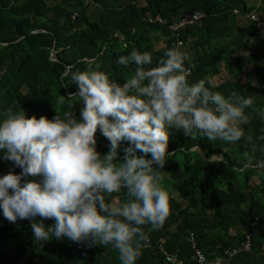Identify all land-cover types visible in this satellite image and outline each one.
<instances>
[{"label": "trees", "instance_id": "1", "mask_svg": "<svg viewBox=\"0 0 264 264\" xmlns=\"http://www.w3.org/2000/svg\"><path fill=\"white\" fill-rule=\"evenodd\" d=\"M253 12L264 0H0V264L191 262L192 237L208 264H264Z\"/></svg>", "mask_w": 264, "mask_h": 264}, {"label": "built area", "instance_id": "2", "mask_svg": "<svg viewBox=\"0 0 264 264\" xmlns=\"http://www.w3.org/2000/svg\"><path fill=\"white\" fill-rule=\"evenodd\" d=\"M206 16H207V13L203 10H192V11H189L188 13H186L181 19L175 20V21L169 23L168 28L175 32L181 28L193 26V25L200 23ZM247 18L249 20H251L252 22H255L258 29L263 28L264 20L256 12L248 14ZM162 21H164V20L162 19L161 22ZM164 22H166V21H164ZM260 38L263 39V41H264V33L260 34ZM182 44H183V41L179 40L178 46H181ZM187 74H190V71L188 69H187ZM179 85H180V81L175 80L170 85V88H171V90L174 91L178 88ZM172 100H175L174 96H172ZM191 240L193 242L192 243L193 247H195V250H194L195 255H194L193 259L191 260V262H185L184 260L176 258L172 254H170L169 252L164 250L163 253H164L167 261H169L172 264H207V256L205 255V253L203 251H201L199 248L196 247V243L194 242L193 237ZM148 243H149V239H146L143 246L147 247ZM245 249H251L250 240H248L247 243L245 244ZM237 253H238L237 250H234L231 248L226 249L224 252L226 258H233Z\"/></svg>", "mask_w": 264, "mask_h": 264}, {"label": "rangeland", "instance_id": "3", "mask_svg": "<svg viewBox=\"0 0 264 264\" xmlns=\"http://www.w3.org/2000/svg\"><path fill=\"white\" fill-rule=\"evenodd\" d=\"M260 40H261V38H260ZM225 79H227V74H226V72H223V73H221V74L215 76L212 80L215 81V82H222V81L225 80ZM165 93H166V92H165ZM165 93H164V91L160 92L161 97H163ZM175 96H176V101H177L178 103L184 101V98H185V97L182 96V95H180L179 90H176V91H175ZM154 108H155V107H153V105L149 106V110H150V109H154ZM164 116L166 117L167 115H164ZM171 120H172V121H175L176 118H175V117H174V118L171 117ZM235 120H236V118L233 116V117L228 118L225 122H226V123H231V124H233V123L235 122ZM216 158H221V157H216Z\"/></svg>", "mask_w": 264, "mask_h": 264}, {"label": "clouds", "instance_id": "4", "mask_svg": "<svg viewBox=\"0 0 264 264\" xmlns=\"http://www.w3.org/2000/svg\"><path fill=\"white\" fill-rule=\"evenodd\" d=\"M170 90H171V88H170ZM177 90V89H176ZM176 90H171V101H174V102H176V96H175V91ZM172 96H174L175 97V100H172ZM173 112H174V110H173ZM144 245V242L141 244V246L143 247V248H146L145 246H143ZM207 264H208V260H207Z\"/></svg>", "mask_w": 264, "mask_h": 264}, {"label": "crops", "instance_id": "5", "mask_svg": "<svg viewBox=\"0 0 264 264\" xmlns=\"http://www.w3.org/2000/svg\"><path fill=\"white\" fill-rule=\"evenodd\" d=\"M238 21H240L239 23L241 26L243 25L244 27H247V21L245 22V20L242 19L241 17L238 19Z\"/></svg>", "mask_w": 264, "mask_h": 264}, {"label": "water", "instance_id": "6", "mask_svg": "<svg viewBox=\"0 0 264 264\" xmlns=\"http://www.w3.org/2000/svg\"><path fill=\"white\" fill-rule=\"evenodd\" d=\"M84 95V97H86V95L85 94H83ZM201 152H202V150H200Z\"/></svg>", "mask_w": 264, "mask_h": 264}]
</instances>
